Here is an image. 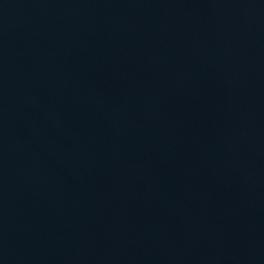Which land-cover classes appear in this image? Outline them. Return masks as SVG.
I'll return each instance as SVG.
<instances>
[{
	"label": "water",
	"instance_id": "95a60500",
	"mask_svg": "<svg viewBox=\"0 0 264 264\" xmlns=\"http://www.w3.org/2000/svg\"><path fill=\"white\" fill-rule=\"evenodd\" d=\"M0 264H264V0H0Z\"/></svg>",
	"mask_w": 264,
	"mask_h": 264
}]
</instances>
